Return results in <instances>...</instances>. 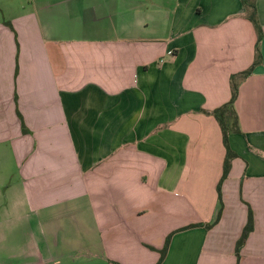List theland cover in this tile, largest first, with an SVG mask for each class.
Segmentation results:
<instances>
[{"label":"crops","instance_id":"crops-1","mask_svg":"<svg viewBox=\"0 0 264 264\" xmlns=\"http://www.w3.org/2000/svg\"><path fill=\"white\" fill-rule=\"evenodd\" d=\"M255 4L206 227L226 153L206 111L256 54L242 1L0 0V264H155L168 236L160 264H264Z\"/></svg>","mask_w":264,"mask_h":264},{"label":"trees","instance_id":"trees-1","mask_svg":"<svg viewBox=\"0 0 264 264\" xmlns=\"http://www.w3.org/2000/svg\"><path fill=\"white\" fill-rule=\"evenodd\" d=\"M241 1H242V4L244 5V7L246 9V16L252 22V24H253L256 32H257L256 54H255V58H254L253 62L251 63V65L249 67H247L246 69H244L238 73H234L230 76L231 96H230L229 100L226 101L225 103H223L222 105L212 109V110L206 111L209 114L213 115L216 118V120L218 121L220 128H221V132H222L223 143H224V146L226 149V153H225V157H224V161H223L222 176H221V178L217 184L218 202L220 203V206H219V209H218V212L216 214L214 221L211 223H205L206 227H210L213 224H215L221 216L222 198H221L220 187H221L222 181L225 179V177L227 176V174L229 172L231 160L235 156H237L236 152H234L232 150V148L229 144V136L232 133L240 132L238 115H237L236 110L234 108V102L238 96L239 84L244 78H246L248 75H250L253 72V70L255 69V67L258 64H260L262 62V54L260 52L259 45H260V42H261L262 37H263V32H262V27H261L259 20H258L255 0H241ZM23 130H25V128ZM193 225L194 224H192L190 226H193ZM195 225H201V223H198ZM252 229H253V215H252L251 210H249L246 225L242 229V232H241V234H240V236L236 242V253L237 254H238L241 246L244 244V241L246 240L248 234L252 231ZM169 238H170V236H168L166 238L163 246L160 248V250H159L160 257H159V260L155 264H160L161 261L163 260L165 254L167 252V249H168ZM116 264H119V263H116Z\"/></svg>","mask_w":264,"mask_h":264},{"label":"rangeland","instance_id":"rangeland-1","mask_svg":"<svg viewBox=\"0 0 264 264\" xmlns=\"http://www.w3.org/2000/svg\"><path fill=\"white\" fill-rule=\"evenodd\" d=\"M57 250H58V253H63L64 251H68V250H70V249H68L66 246H61L60 247V245H58L57 246ZM62 250H64V251H62ZM71 252H74V250L72 251L71 250ZM117 262H114L113 260H111V264H116ZM120 264V263H119Z\"/></svg>","mask_w":264,"mask_h":264}]
</instances>
